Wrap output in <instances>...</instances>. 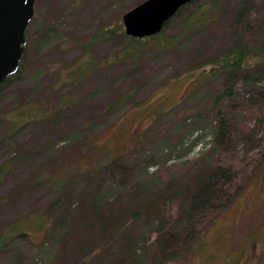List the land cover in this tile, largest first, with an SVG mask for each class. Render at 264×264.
I'll use <instances>...</instances> for the list:
<instances>
[{
  "label": "rangeland",
  "instance_id": "obj_1",
  "mask_svg": "<svg viewBox=\"0 0 264 264\" xmlns=\"http://www.w3.org/2000/svg\"><path fill=\"white\" fill-rule=\"evenodd\" d=\"M142 1L35 0L20 69L0 89V166L10 162L0 180V227L55 200L53 178L61 173L68 178L65 204L83 216L68 239L85 237L96 229L88 203L95 181L70 172L110 147L124 154V167H113L112 207L139 211L135 221L128 215V236L154 238L157 213L149 205L165 194L167 209L161 214L173 223L180 220L191 206L195 181L215 155L239 168L238 175L219 198L213 221L184 248L180 261L169 264H264V126L247 120L254 139L219 151L212 134L214 106L207 97L229 80L221 76L194 88L189 74L230 47L264 35V0H222L218 19L173 47L146 54L138 63L113 61L128 36L92 38L106 27L123 28L122 14ZM207 1L186 5L164 35H178L182 20ZM124 93L131 102L112 108ZM63 101L68 105L56 109ZM40 111L45 118L27 119ZM81 154L83 163L77 162ZM189 225L186 221V230ZM56 250L18 237L0 250V264H9L16 252L21 253L16 264H55ZM77 258L67 254L65 262ZM89 264L106 263L93 257Z\"/></svg>",
  "mask_w": 264,
  "mask_h": 264
},
{
  "label": "trees",
  "instance_id": "obj_2",
  "mask_svg": "<svg viewBox=\"0 0 264 264\" xmlns=\"http://www.w3.org/2000/svg\"><path fill=\"white\" fill-rule=\"evenodd\" d=\"M184 8L185 6L173 18L178 17ZM222 13V0H209L199 4L188 17L182 20V30L178 35H164L170 21L157 35L146 38L128 36V42L115 54L113 61L126 64L138 63L146 54L173 47L184 35L202 24L215 21ZM120 34H125L121 25L118 28L106 27L92 39L113 38ZM189 74L195 79L192 84L194 88L221 76H226L229 80V84L222 91L207 97L214 106L215 126L212 134L215 141L220 144L219 151H223L236 142L253 140L255 129L248 127L247 120H255L258 129L264 126V35L256 36L242 45L230 47L192 69ZM128 102H131V96L129 93H124L118 96L111 106L114 108ZM67 105L68 102L63 101L55 107L60 109ZM237 112H241L243 117H236ZM45 117L46 114L40 111L27 119L36 121ZM90 144L97 149L95 141ZM262 150L264 152V147ZM123 156V152L117 150L113 152L110 147H106L99 151L97 157L94 156L93 160L87 162L86 167L76 166L70 172L79 176L91 175L95 181V189L90 193L88 203L96 229L89 231L85 237L78 238L77 242L70 243L67 232L73 225L72 228L76 227L83 216L78 212L70 211L69 204H65V200H68L65 193L68 178L58 173V176L56 174L53 178L56 182L54 187L58 191L57 198L48 203L43 210H36L1 226L0 250L12 240L21 237L40 248L45 247L46 244L55 245L57 247L55 264H89L93 257L106 264H169L180 261L186 252L184 248L195 242L198 235L215 218L217 205L220 204L219 198L225 196L223 192L234 184L235 180L232 177H237L239 168L213 155L212 166H205L199 175V180L195 181L196 188L190 193L191 206L185 214L179 216L180 220H178L181 222L177 224L178 220H176L173 223L169 217L161 214L167 209L162 201L166 199V195L163 194V198L161 195L149 205V208L157 213V222L151 225V230L154 231L152 233L156 236L142 239L140 236L133 237L126 234L128 215L130 214L131 220L135 221L139 211L115 212L111 203L113 167H124ZM83 158L84 155L81 154L77 162L83 163ZM9 166L8 161L0 166V180ZM129 182H133V177L129 179ZM186 221L190 224L188 230L184 227ZM56 235L59 236L57 240L54 238ZM140 244L144 245L142 250ZM67 254H74L78 258L75 262L67 263L65 262ZM20 257L21 253L16 252L9 264H16L15 259Z\"/></svg>",
  "mask_w": 264,
  "mask_h": 264
},
{
  "label": "water",
  "instance_id": "obj_3",
  "mask_svg": "<svg viewBox=\"0 0 264 264\" xmlns=\"http://www.w3.org/2000/svg\"><path fill=\"white\" fill-rule=\"evenodd\" d=\"M195 0H144L121 16L124 33L146 38L161 33L178 11ZM35 0H0V89L20 68Z\"/></svg>",
  "mask_w": 264,
  "mask_h": 264
}]
</instances>
